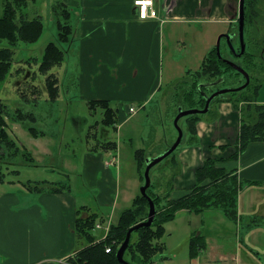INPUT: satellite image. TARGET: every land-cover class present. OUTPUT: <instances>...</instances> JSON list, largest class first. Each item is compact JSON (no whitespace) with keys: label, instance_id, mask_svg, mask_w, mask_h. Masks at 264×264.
<instances>
[{"label":"crops","instance_id":"crops-1","mask_svg":"<svg viewBox=\"0 0 264 264\" xmlns=\"http://www.w3.org/2000/svg\"><path fill=\"white\" fill-rule=\"evenodd\" d=\"M63 1L70 11L74 34L69 46H66L64 64L58 67L61 72L53 70L59 78V86L60 76L62 72H65L64 66H66V72L73 75L74 84L79 90L78 99L88 105L91 101H110L112 106L116 104L125 107V109L121 107L123 110L120 107H114L118 109V122L114 130L117 136L116 150H108L99 144L102 140L115 141L110 134L113 128H107L105 129L107 137L98 136L97 133L93 134L94 136L91 135L92 133L89 134L90 140H94V143L92 145L88 140L90 146L81 158V180L85 182L83 187L98 188L99 203L108 207L112 206L110 213L93 212L104 218V221L98 222L101 228L93 231L95 242H100L106 237L105 232L119 221L118 219L114 222V206L120 184L119 178H114L112 170L116 168L118 174L121 170L120 148L123 144L122 138L126 137L123 128L130 117L136 116L138 109L147 106L152 101L160 103L165 95L163 90L168 88V84H172L180 76L181 79L184 78L188 72H195L190 70L192 68L187 70L188 68L184 67V75L176 73L178 76L175 79L170 78L167 81L168 84L165 83L164 65L168 62V69L172 72L169 77H173L176 62L171 56L183 48L180 43L184 45L187 41H195L194 45L201 43L202 50L199 52L201 66L196 71L202 68L207 55L217 44H215L216 39L222 34H228V32L225 33L223 27L229 25L232 28L234 25L236 12L239 16L240 0H155L159 17L146 21L139 19L134 5L135 0ZM181 27L184 28L181 29ZM186 52L189 54L190 50L187 49ZM261 92L262 90L257 98L258 105H264V93ZM130 107H134L135 111L129 112ZM30 120L33 127V124L37 122V116L34 115V118ZM240 128L241 113L234 108L232 103L227 101L213 103L208 115L196 124L195 136L199 141L190 143L184 139L186 140L185 145H182L176 152L180 173L173 179L174 190L170 197L178 198L195 185L196 170L208 158L222 160L220 166L227 170L238 169L242 180L260 181V185L246 186L240 192L238 211L241 219L239 223L231 221L234 225L230 228L221 226L226 234L232 228L233 234L236 235L235 239L239 238V242H243L244 238L241 239V234L246 230L245 227L250 232L260 228L264 229V225L248 226L252 217H260L262 211L259 209L264 210V143L252 144L238 161H224L235 152L234 144ZM37 131V135L30 131L29 133L36 139L46 136L44 132L38 129ZM138 137L142 138L141 135ZM15 143L16 147L10 150L4 149L2 156L16 158L22 154L26 159L35 161L32 153L23 149L16 141ZM43 146L37 148V153L41 158L51 154L47 148L48 143ZM140 149L135 150L134 160L138 179L143 184L136 157V151ZM1 158L0 167L2 168L6 160ZM113 158L118 165L111 163ZM73 167L72 163L67 164L68 170ZM68 170H66L68 173L66 177L69 183H57L55 185H62L45 189V186L52 182L37 181L36 186L29 185V192L20 190L17 194L10 191L7 186L6 189L3 188L5 175L0 174V264L68 263L69 259L76 256L80 250L89 246L87 241L78 236L77 221L80 219V210L84 212L81 217H87L93 213L89 208L82 209L85 206L78 210L77 198L72 194L71 175L73 172ZM139 195L140 193L133 196L132 205L129 208L133 206ZM256 201L258 205H255ZM215 212L214 214L219 212L224 215L220 211ZM208 214L212 215L213 211L204 213L206 216ZM195 217L197 216L183 211L176 219H192L194 223ZM107 220L108 225H105ZM102 230L105 232H101ZM195 232L206 236L207 248L202 250L196 258H192L190 238ZM218 232V228L213 230L214 234ZM170 238L171 235H168L165 242L161 243L163 249L161 256L159 255L155 261L156 264H264V255L259 252L256 254L255 248H248L250 252L243 249L239 255L224 254L220 244L217 243V247L212 246L210 233L195 226L190 235L184 237L186 258L179 257L178 246H167V239L170 240ZM240 247L242 248L239 246V249ZM235 249H238L237 245ZM168 250L173 253L170 258L167 256Z\"/></svg>","mask_w":264,"mask_h":264},{"label":"rangeland","instance_id":"rangeland-1","mask_svg":"<svg viewBox=\"0 0 264 264\" xmlns=\"http://www.w3.org/2000/svg\"><path fill=\"white\" fill-rule=\"evenodd\" d=\"M10 1L21 6V4L18 3L20 0ZM21 1L24 6L23 14H25L28 19L40 17L44 25V30L39 41L34 44L20 42L11 45L7 40L0 41V49L9 48L13 51L8 75L4 80L0 81V105L1 103L5 105L6 113L8 114L3 117L7 125L5 127L6 130L19 146L33 154L32 156L35 161L26 159L22 154L16 158H14V156H2L0 150V158L2 157L3 160H6V163L2 165V168L0 167V174L5 175V185L3 188L6 189L7 186V188L10 191L15 192V194L20 190L23 192H29L30 184L36 186L37 181L42 182L45 180H48L50 183L52 182L51 184L48 183V186H45V189L57 187L62 185H55L57 183L68 182L66 177V174L68 173L66 170H68L67 164L70 162L74 165V167L68 171L73 172L71 175L73 182L72 194L77 198L78 210L80 207L85 206L82 209L89 208L91 213L94 211L101 212V214L110 213L112 211V206L108 207L105 204H100L97 199L99 194L98 188L91 189L90 186L83 187L85 182L84 180H81V158H83L84 153L88 151V146H90L88 143V140H90L89 134L92 133L91 135H93L97 133L98 136L107 137V133L102 124L105 122V116H103L102 109H106V105H101L100 108L98 106L96 110H90L89 105L86 102L78 99V95L80 94L79 90L77 89L76 84H74L73 75L66 72V66H64L65 72H62V76H60V95L58 100L51 101L48 95L45 96V94H47L45 88L46 75L39 73V65L42 62L47 45L51 42H57L59 32L57 20L58 18L59 20L62 19L63 15L65 17L67 16L65 13V2L63 0ZM3 10L4 0H0V18L3 16ZM260 11L261 17L258 23L261 24L262 31L260 34H262L264 31V0ZM235 16V22L234 25H232V28L229 25H225L223 28L225 33H235V35L238 36L239 16L237 12ZM182 28L184 27H181V29ZM62 31L63 33H68V29H63ZM193 42L187 41L185 45L180 43V46L183 48L179 50L178 53H174L171 56L172 60L176 62L174 64L175 75L173 77H169L172 72L168 69V62L164 65V81L166 84H168L167 81H169L170 78L175 79L178 76L176 73L184 75V67H187V70L192 68L190 70L193 71L200 68L201 61L199 59V52H201L202 46L200 42L195 45ZM216 43L217 39L215 41V44ZM235 46L238 47L237 41ZM187 49L190 50L189 54L186 52ZM222 52L224 55H232L226 42L222 43ZM65 62H67V60ZM59 69L60 68L58 67L57 69L55 68L56 71L61 72ZM178 78L179 79L172 84H168V88L165 86L167 89L163 90L165 95L160 103L157 104V102L152 101L147 106L138 109L136 116L130 117L123 128V133L126 137L122 138L123 144L120 148L121 162L119 165L121 170H119V174L116 168H113L112 170L114 178H119L120 184L119 194L117 196L116 205L114 206V222H117L121 213L132 205L133 196L141 193L140 189L143 184L138 179L137 167L134 160L135 150L143 148L146 150L144 156L155 157L165 152L168 146L174 144L178 138V131L174 126L178 107L179 105L186 108L190 106L187 99L192 97V95H190L192 80L188 78L181 83L179 82L181 76ZM201 80H205V77ZM224 80L225 81L217 85L219 87L214 90L219 88H234L245 82L243 75L240 76L233 72L230 73V75H227ZM260 85V90H262L261 93L263 94L264 79H262ZM182 98L186 99V102L183 100V103H181ZM113 107L121 108L122 106L113 104ZM122 108L125 109V107ZM17 111L31 113L37 116V122L33 124V127L44 132L46 136L39 139L33 138L24 124L12 121L13 115ZM126 115L130 116L128 113H126ZM206 115L208 114L201 116L204 117ZM110 120L114 122L112 117ZM114 126L115 124L113 127ZM180 126L184 130V135H187L189 130L186 120L182 119L180 121ZM110 134H112L113 140L117 141L116 132L113 129ZM140 135L142 138L138 137ZM129 139L131 140L129 141ZM90 142L93 145L94 140H90ZM45 143H48L47 148L51 151V154L41 158L37 153V148L43 146ZM182 145H185V142H183ZM142 156L143 155H140L141 158ZM111 163L118 165L114 158ZM173 167L174 165L168 159L167 161L163 160L154 168V170H152V189L156 194L162 195L163 190L167 189L173 172ZM77 175H79V177ZM258 204L259 203L256 201L255 205ZM259 210L264 212L262 209ZM212 211L213 214H208L207 216L191 214L197 216L194 219L195 224L191 221L192 219L186 218H178L168 222V224L165 225L166 235L159 242L164 243L165 238L168 235H171L170 240L167 239V246H178L180 252L179 257L186 258L183 245H186L184 237L185 235L189 236L193 226H195L202 231L210 233L212 239L211 242L213 244L212 246L217 247V243L220 244L223 248L224 254H230V256L232 254L239 255V252H242L243 249L250 252L248 248H255L256 254L259 252L264 255V229L260 228L250 232L247 231L248 229L245 227L246 230L241 234V239L244 238V241L239 242V238H237V240L235 239L236 235L233 234L232 228L228 234L221 229V226H223V228H230L233 227L234 224L229 221V219L227 220L226 216L219 214V212L218 216V214H214L216 213L215 210ZM262 212L261 215H259L260 217L264 216V213L262 214ZM83 213L84 212L80 210V217ZM108 222L109 221L107 220L105 225H108ZM202 223L204 224L202 225ZM215 228H218L219 230L217 234L213 233ZM101 232H105V230H102ZM109 232L110 229L105 232V234L107 233L105 238H107ZM213 239H215L216 242ZM137 240L138 235L134 234V242L136 243ZM200 240L201 239H198L197 241L200 242ZM236 245L238 247L237 250L235 249ZM153 246L155 249H159L160 245L158 244V240L153 242ZM239 246H242V248L240 247L241 250L239 249ZM170 252V250L167 252L169 258L173 256V253ZM159 255L161 256V253H158L155 256V261Z\"/></svg>","mask_w":264,"mask_h":264},{"label":"trees","instance_id":"trees-1","mask_svg":"<svg viewBox=\"0 0 264 264\" xmlns=\"http://www.w3.org/2000/svg\"><path fill=\"white\" fill-rule=\"evenodd\" d=\"M262 2L263 0L245 1V42L247 47L242 56L233 55L231 50V56L224 55L221 44L222 57H220L215 46L207 55L206 60L199 71L188 72L184 78L179 80V82L182 83L190 78L193 85H191L190 88V95H192V97L187 99L190 106L186 108L179 105V107L181 106L183 109H203L206 104V99L203 94L207 93L211 95L215 92V88H213V90H209L204 86L199 88L200 85L213 83L220 79L224 80V78L232 72L240 76L242 75L231 67L224 59H229L242 66L250 74L251 82L245 89L220 95L212 102V104L216 101L230 102L234 108L241 113V128L234 144L235 152L230 158L225 159L224 161H238L252 144L264 143V105H258L257 101L260 92V84L262 79H264V31L260 34L262 29L261 24L258 23L261 17L260 9L262 7ZM18 3H20L21 6L16 5L13 1L4 0L3 16L0 18V41L7 40L11 45L20 42L34 44L39 41L43 34L44 25L42 19L40 17L28 19L25 14H23L24 6L22 5V1L20 0ZM64 6L66 8L65 13L67 16L65 17L63 15V20H59V18L57 20L59 31L57 42H51L47 45L44 57L39 65V73L46 75L45 88L51 101H57L60 95L59 78L57 77V74L53 73V70L62 66L64 63L66 55L65 51L67 50L66 46H69L74 34V25H72L70 20V11L67 9L66 5ZM63 29H68V33H63ZM238 36L235 35L232 40V45L236 52L240 53L241 44ZM236 41L238 42V47L235 46ZM12 56L13 51H11V49H0V81L4 80L8 75ZM204 77L205 80H201ZM241 85L242 84H239V86ZM183 100L186 102V99L182 98L181 103H183ZM212 104L209 112L212 110ZM101 105H106L107 107L106 109H102L103 116H105V122L102 123L103 128H113V130H115L118 122V109L114 108L110 101H91L89 103V108L90 110H96V108H98V106L100 108ZM6 114V107L1 103V153L4 149L8 148L10 150L11 148L13 149L16 147L15 141L10 138L5 128L7 125L3 117ZM201 115L204 114H196L182 118L186 120L189 130L188 135H184V142H186V140L190 143H196L199 141L195 134L196 124L201 118H203ZM111 117L114 122L110 120ZM33 118L34 114L17 111L13 115L12 120L24 123L32 134L37 135V129L31 125L30 119ZM114 124L115 126L113 127ZM185 136H187V138H185ZM99 144L101 147L108 150H116V141L111 140L110 142L108 140H102ZM177 150L165 159L166 161L169 159L174 165L167 189L163 190L162 195H158L153 191L151 183L150 188L147 190L148 196L151 197L155 203L157 214L151 227H143L132 233L130 245L124 255L127 264H153L155 262V256L158 253H161L163 249V246L159 241L166 234L165 225L168 222L175 220L179 213L183 211L197 216H203L205 211H220L230 221L238 224L241 219L238 211V197L240 192L243 191L246 186H258L261 184L260 181L257 180H242L238 173V169L234 168L227 170L225 167L220 166L222 160L208 158L204 161V164L196 170L195 185L187 191L186 194L172 199L170 195L174 190L173 179L180 173V165L176 157ZM145 152V149L136 151L139 172L143 184H145V170L147 167L146 159L149 158V156H144ZM140 155H143L142 158ZM155 167H153L152 170H154ZM149 210L150 203L148 198L140 193L135 199L133 206L120 215L117 224L111 226L107 238L100 242H95L96 238L94 237L93 231L96 229L98 222L104 221V218L94 213L89 214L87 217H80L77 221L78 236L80 239L87 241L89 246L80 250L76 256L69 259L68 263L122 264L118 261L117 252L125 241L127 232L131 227L147 220ZM250 220L249 227L264 225L263 217H252ZM203 224L204 223H202V225ZM134 234L138 235L136 243L134 242ZM198 239H201L200 242L197 241ZM157 240L160 245L159 249H155L153 246V242ZM108 247L111 248V253L106 252ZM206 248V236L199 232L193 233L190 238V251L192 258H196L200 252Z\"/></svg>","mask_w":264,"mask_h":264},{"label":"water","instance_id":"water-1","mask_svg":"<svg viewBox=\"0 0 264 264\" xmlns=\"http://www.w3.org/2000/svg\"><path fill=\"white\" fill-rule=\"evenodd\" d=\"M245 1L246 0H240L239 3V19H238V27H239V39H240V44H241V51L240 53H237L236 50L234 49L233 45H232V40L234 39L235 35L230 33V34H222L218 37L217 39V44H216V48H217V53L220 57L221 56V41L223 38H226L227 44L230 47V50L237 56H242L245 51H246V42H245ZM226 60V62L233 67L236 71H238L239 73H241L245 79L246 82L239 86V87H235V88H225V89H219L215 92H213L211 95L204 93V97L206 99V104L205 107L203 109H199V108H192V109H183V107H178V115L175 117L174 120V126L176 127L177 131H178V138L175 141V143L173 145H171L165 152H163L162 154L156 156V157H149L146 159V163H147V167L145 170V184H143V186L141 187L140 191L141 194L144 197H147L150 203V210H149V215L147 220H144L142 222H140L139 224L131 227L126 235L125 241L123 242V244L121 245V247L119 248L118 252H117V258L118 261L122 264H127V262L124 259V255L126 250L128 249L129 245H130V241H131V235L134 231L139 230L143 227H151L154 223L156 214H157V209L155 206V203L153 201V199L151 197L148 196L147 194V190L150 188L151 183H152V179H151V170L153 169V167H155L156 165H158L159 163H161L163 160H165L167 157H169L173 152H175L179 146L182 144L183 138H184V132L181 128V126L179 125V122L182 118L187 117V116H193L196 114H206L209 112L210 107L212 102L214 101V99H216L218 96L220 95H225L227 93L230 92H234V91H241L243 89H245L251 82V77L250 74L240 65L236 64L235 62L229 60V59H224ZM224 82L223 79H220L219 81L213 82V83H206V84H202L199 86V88H202V86H204L205 88H208L209 90H212L214 87H217V85H219L220 83Z\"/></svg>","mask_w":264,"mask_h":264},{"label":"built area","instance_id":"built-area-1","mask_svg":"<svg viewBox=\"0 0 264 264\" xmlns=\"http://www.w3.org/2000/svg\"><path fill=\"white\" fill-rule=\"evenodd\" d=\"M134 5L138 11V17L142 21L150 20V19H157L159 17V13L155 7V0H135ZM134 107L129 108V112H134ZM101 228V225H97L96 229ZM107 253H111V248L108 247L106 249ZM61 264H70L61 262ZM156 264V263H153Z\"/></svg>","mask_w":264,"mask_h":264},{"label":"flooded vegetation","instance_id":"flooded-vegetation-1","mask_svg":"<svg viewBox=\"0 0 264 264\" xmlns=\"http://www.w3.org/2000/svg\"><path fill=\"white\" fill-rule=\"evenodd\" d=\"M228 34H230V33H228ZM240 40V39H239ZM226 41V38H223V40H222V43L223 42H225ZM226 43H227V41H226ZM233 55H235L234 53H233ZM245 83V82H244ZM244 83H242V85L244 84ZM219 87V86H218ZM215 89L217 88V87H214ZM222 89V88H221ZM213 90V89H212ZM217 90H219V89H217ZM217 90H215V91H217Z\"/></svg>","mask_w":264,"mask_h":264}]
</instances>
